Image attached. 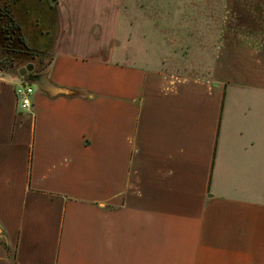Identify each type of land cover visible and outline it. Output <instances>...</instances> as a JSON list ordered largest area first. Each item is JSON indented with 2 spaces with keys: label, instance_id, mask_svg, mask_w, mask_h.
<instances>
[{
  "label": "crops",
  "instance_id": "obj_1",
  "mask_svg": "<svg viewBox=\"0 0 264 264\" xmlns=\"http://www.w3.org/2000/svg\"><path fill=\"white\" fill-rule=\"evenodd\" d=\"M222 48L214 81L170 83L59 50L44 79L83 95L29 83L30 113L0 71V230L17 264H264V55Z\"/></svg>",
  "mask_w": 264,
  "mask_h": 264
},
{
  "label": "rangeland",
  "instance_id": "obj_2",
  "mask_svg": "<svg viewBox=\"0 0 264 264\" xmlns=\"http://www.w3.org/2000/svg\"><path fill=\"white\" fill-rule=\"evenodd\" d=\"M7 6L33 51L127 59L163 72L167 83L214 81L222 47L264 55V0H0Z\"/></svg>",
  "mask_w": 264,
  "mask_h": 264
},
{
  "label": "trees",
  "instance_id": "obj_3",
  "mask_svg": "<svg viewBox=\"0 0 264 264\" xmlns=\"http://www.w3.org/2000/svg\"><path fill=\"white\" fill-rule=\"evenodd\" d=\"M0 34L2 35V44L0 47L1 72L16 73L24 65L26 67L33 62V55L31 54L32 50L26 44L27 40L22 32V27L16 23L11 16L0 13ZM52 60L53 58L46 65L43 63V60L40 59L39 67L42 72L43 70H47L52 63ZM42 72H38L36 76L39 82L42 83L41 89L47 93L50 98L61 96L69 98L80 97L83 95L80 91L64 89L49 84L48 81L44 79V73ZM0 243L7 252L12 264H17L16 252L9 246L8 240L4 234L0 235Z\"/></svg>",
  "mask_w": 264,
  "mask_h": 264
},
{
  "label": "built area",
  "instance_id": "obj_4",
  "mask_svg": "<svg viewBox=\"0 0 264 264\" xmlns=\"http://www.w3.org/2000/svg\"><path fill=\"white\" fill-rule=\"evenodd\" d=\"M34 88L31 84L22 82L16 89V96L19 101V109L21 112L30 113L32 109V96Z\"/></svg>",
  "mask_w": 264,
  "mask_h": 264
},
{
  "label": "flooded vegetation",
  "instance_id": "obj_5",
  "mask_svg": "<svg viewBox=\"0 0 264 264\" xmlns=\"http://www.w3.org/2000/svg\"><path fill=\"white\" fill-rule=\"evenodd\" d=\"M18 1H20V0H14V3H17ZM52 2H53V0H52ZM54 6V5H53ZM0 13L1 14H5V15H8V16H10L11 15V8L9 7V6H7V7H4V8H0ZM22 27V26H21ZM22 32H23V27H22ZM23 34H24V32H23ZM25 36V35H24ZM26 37V36H25ZM26 40H27V38H26ZM26 44H27V46L30 48V46H29V44H28V41H26ZM1 47V46H0ZM31 49V48H30ZM32 50V49H31ZM53 50V49H52ZM52 50L49 52V51H47V52H38V51H33L32 50V52H31V54L33 55L32 56V58H33V62L31 63L33 66H34V71L32 72V73H30L32 76H35L38 72H42L41 71V68L39 67V63H40V59L41 60H43V63L45 64V60H48V63H49V61L51 60V58L49 57V53L50 54H52ZM52 57V56H51ZM19 64V63H18ZM47 64V63H46ZM27 67V66H26ZM23 68H25V65L21 68V69H23ZM20 69V70H21ZM19 71V70H18ZM17 71V72H18ZM19 76V75H18ZM22 79V78H21ZM23 80V79H22ZM24 81V80H23ZM39 81V80H38Z\"/></svg>",
  "mask_w": 264,
  "mask_h": 264
},
{
  "label": "water",
  "instance_id": "obj_6",
  "mask_svg": "<svg viewBox=\"0 0 264 264\" xmlns=\"http://www.w3.org/2000/svg\"><path fill=\"white\" fill-rule=\"evenodd\" d=\"M56 0H53V2H55ZM34 71V66L32 64L28 65L27 67L21 69L18 71V75L20 78H22L26 83H35L37 85H39L38 83V79L37 76H32L30 73H32ZM0 234H1V230H0Z\"/></svg>",
  "mask_w": 264,
  "mask_h": 264
}]
</instances>
